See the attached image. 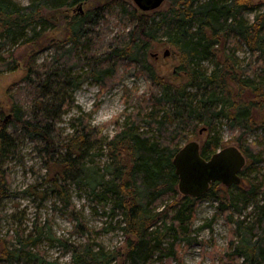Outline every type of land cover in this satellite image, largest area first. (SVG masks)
Listing matches in <instances>:
<instances>
[{"label":"trees","instance_id":"1","mask_svg":"<svg viewBox=\"0 0 264 264\" xmlns=\"http://www.w3.org/2000/svg\"><path fill=\"white\" fill-rule=\"evenodd\" d=\"M89 1L31 0L23 5L0 0V75L18 69L17 48L37 44L49 30L45 12L73 9ZM168 1L167 10L153 15L140 13L136 5L118 3V21H129L131 27L111 39L101 28L110 22V5L78 14L69 24L66 44L57 45V55L28 66L24 86L12 97L7 123L0 113V173L19 141L29 139L45 160L46 170L42 185L26 191L30 197L45 201L50 192L73 210L75 228L84 236L92 231L76 210L70 186H88L97 205L104 210L110 206L111 215L122 217L119 228L126 236L127 253L109 252L91 238L80 244L57 239L59 248L71 254L72 264H116L120 257L125 258L123 264H153L155 256L175 255L177 241L191 234L200 199L180 197L173 160L181 142L200 129L212 134L225 121L250 164L262 161L254 150L256 142L248 144L246 138L256 128L264 129V0ZM249 13L255 14L252 20ZM101 42L104 50L98 52ZM155 44L174 49L179 60L175 72L182 81L171 83L149 63ZM245 51L244 64L239 54ZM124 63L139 66L150 82L137 98L138 110L111 138L84 113L72 118V132L63 137L60 124L77 107L73 96L85 80L76 70L86 69V79L104 87ZM27 90L29 106L21 97ZM222 144L215 133L204 143L202 156L209 159ZM93 156L110 162L99 170L91 166ZM252 174L247 165L239 186L214 183L208 191L218 199V209L227 214L232 227L221 264H264V179ZM44 184L48 187L40 190ZM108 230L105 227L103 232ZM167 234H172L174 243L166 254ZM41 236L36 230L18 237L2 251V258L20 264H61L35 251Z\"/></svg>","mask_w":264,"mask_h":264},{"label":"rangeland","instance_id":"2","mask_svg":"<svg viewBox=\"0 0 264 264\" xmlns=\"http://www.w3.org/2000/svg\"><path fill=\"white\" fill-rule=\"evenodd\" d=\"M15 1L28 5L31 0ZM118 3L136 5L133 0H91L83 6L73 9H60L44 13L45 18L49 21V30L37 44L17 48L14 55L18 61V69L0 75V113L5 115L4 122L7 123L11 118L12 97L18 92L20 93L21 86H24L22 82L28 74V66L34 63L39 65L57 55V45L59 43L66 44L69 24L78 14H85L98 6L110 5V22L101 26L104 28L107 39L113 38L120 31L123 32L124 28L128 30L131 27L129 21L126 23L118 21L119 14L116 9ZM81 7L82 11L80 10ZM168 8L169 1L166 0L158 9L152 11L139 10L140 13L153 15ZM254 15L249 13L247 17L252 20ZM103 45L101 42L98 52L104 50ZM6 51L9 52V48ZM166 51L170 52L167 57L164 56ZM239 55L245 64L248 58L247 51L241 52ZM148 61L161 76L167 78L171 83L182 81L175 72L179 60L174 49L170 46L155 44L150 49ZM76 71L85 80L73 96L77 107L71 108L60 124L64 130L63 137L72 132L70 130L72 118L84 113L92 116L91 124L94 127L100 128L105 137L111 138L120 126H124L128 119L127 116L138 110L137 98L150 88L149 80L136 65L120 64L115 79L110 80L104 87L99 86L91 78L86 79V69L78 68ZM28 91L23 92L21 96L27 106L30 105L31 101ZM78 96L84 97L85 102L79 103ZM102 116L104 119L94 123ZM215 133H219L222 137L221 149L232 146L238 147V143L233 140L236 134L226 125L225 121L217 125ZM215 133L210 134L204 128L200 129L196 136H191L189 140H183L181 147L192 141L198 142L203 147L208 138L213 137ZM246 142L248 144L256 142L254 149L257 152L256 156L262 159L261 162H253L252 164L247 160L246 166L252 167V177L264 179V129L256 128L246 138ZM17 148L15 154L5 159L2 173H0V190H2L0 191L2 192L0 194V264H20L3 259L2 251L8 245H13L18 237H27L36 230L42 236L40 245L35 251H39L48 260H57L61 264H72V256L59 248L57 239H63L70 244H80L86 242L87 238H91L92 242L96 241L102 244L109 252L123 251V253H127L126 236L124 231L119 228L122 217L111 215L110 206L104 210L100 207L101 205H97L88 186H81V189L76 186L69 188L70 197L76 206V210L82 213L83 223L92 231V234L87 236L80 234L75 228L73 210L64 207L50 192H47L46 196L49 198L45 201L41 198L30 197L26 191L30 187L42 185V180L45 178V160L37 154L35 144L29 139L22 138ZM92 161L91 166L99 170H103L110 162L104 156H93ZM45 187H48L47 184H44L40 190L45 189ZM232 190L239 192L237 189ZM38 192L40 191L38 190ZM182 196L180 193V197ZM199 199L190 225L191 234L184 235L177 241V251L174 256H155L153 264H221V255L230 245L232 227L227 220V214L219 211V201L212 192H208ZM105 227L109 230L103 232ZM165 241L167 254L174 243L172 234H167ZM124 260L123 257L117 258L116 264H123Z\"/></svg>","mask_w":264,"mask_h":264},{"label":"water","instance_id":"3","mask_svg":"<svg viewBox=\"0 0 264 264\" xmlns=\"http://www.w3.org/2000/svg\"><path fill=\"white\" fill-rule=\"evenodd\" d=\"M143 11L158 9L166 0H133ZM82 11V7L80 8ZM166 51L164 56H169ZM201 145L192 141L176 154L173 164L179 177L178 189L183 196L200 198L214 183L225 187L238 186L242 182L241 172L247 163L246 156L236 147L218 150L209 159L201 153Z\"/></svg>","mask_w":264,"mask_h":264},{"label":"clouds","instance_id":"4","mask_svg":"<svg viewBox=\"0 0 264 264\" xmlns=\"http://www.w3.org/2000/svg\"><path fill=\"white\" fill-rule=\"evenodd\" d=\"M78 102L79 103H84L85 102V98L78 96ZM100 119H104V117L103 116L100 117L99 119H97L96 121H94V123H98L100 121Z\"/></svg>","mask_w":264,"mask_h":264}]
</instances>
